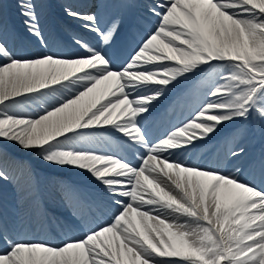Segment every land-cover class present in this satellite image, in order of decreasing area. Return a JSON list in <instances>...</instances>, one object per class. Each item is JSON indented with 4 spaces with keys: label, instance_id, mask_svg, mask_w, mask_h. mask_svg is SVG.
Segmentation results:
<instances>
[{
    "label": "snow or ice",
    "instance_id": "obj_1",
    "mask_svg": "<svg viewBox=\"0 0 264 264\" xmlns=\"http://www.w3.org/2000/svg\"><path fill=\"white\" fill-rule=\"evenodd\" d=\"M19 7L46 47L36 4ZM65 11L101 46L17 57L0 40V158L15 145L78 170L107 199L68 187L74 215L112 211L59 244L13 238L0 216V264H264V158L238 163L245 130L219 137L215 163H190L227 125L264 122V0H148L156 22L123 58L110 50L118 18ZM27 101L34 115L16 111ZM177 108L187 115L170 124ZM157 122L168 126L153 138Z\"/></svg>",
    "mask_w": 264,
    "mask_h": 264
},
{
    "label": "bare ground",
    "instance_id": "obj_2",
    "mask_svg": "<svg viewBox=\"0 0 264 264\" xmlns=\"http://www.w3.org/2000/svg\"><path fill=\"white\" fill-rule=\"evenodd\" d=\"M87 1L33 0L36 4L39 25L46 42L45 47L41 45L36 37L27 31L23 23L25 17L24 19L21 18L19 4L23 3L24 0H0V40H3L8 45L10 51L17 57H32L44 53L61 55L81 53L83 50L76 44L75 41L77 39L86 41L93 47H99L101 46L100 40L95 33L92 34V37L88 38L85 36L84 31L86 28L84 26L79 29H73L61 22L64 18L70 17L66 14V8L71 7L75 10H81ZM99 2L101 10H96V5L93 4L95 8L92 11L98 14L101 27L109 25L117 18L121 22L120 30L110 49L114 52L121 40V34L126 21L133 17L135 0H99ZM90 3H92V0H90ZM147 3L142 1L140 5L147 6ZM140 16H138V20ZM152 27L153 25L148 26L146 31ZM135 29L136 26L134 24L131 33ZM146 31L141 35L138 34L136 37L137 42H134L135 40L133 39L128 41L129 46L134 47ZM59 34H64L68 40L74 43L75 47L68 46L56 39ZM54 37L55 39H53ZM32 45H37L33 50L34 52L28 51L29 54L24 52L25 49L29 48L28 46ZM115 54L121 58L124 56V53L121 51H117ZM167 103L168 101L165 100L158 108L162 109ZM16 111L24 115H34L38 109L33 102L27 101L22 102ZM175 114L176 112L170 115L169 119L172 117L170 124L180 121L176 118ZM167 126V124H160L159 122L152 123L149 125L150 134L155 138L163 134ZM236 127H241L245 130L241 143L246 148V154L238 163H241L247 169L250 163L264 158V144L259 148L257 156L256 150L253 151V148H250L251 140L256 136L255 131L264 135V122L257 118H252L247 122L237 121L235 124L227 125L224 129H221L218 137L209 142L211 151L203 148L197 150L193 153L190 163H215L218 154L217 149L220 148L219 137ZM3 143L5 142L0 141V144ZM0 167L10 177L7 181H0V215L5 218V225L13 238L59 244L65 239L80 237L89 227L107 219L112 211L110 207H104L102 211H97L93 208L91 211L85 210L77 218V215H74L76 210L73 208V215L68 214V217H65V219L43 220V212L46 211V206L62 211L70 210L72 206L64 197V191L68 187L75 188L79 193L90 188L92 196H96L95 201L92 202L94 204L106 201L107 198L104 196L101 187L91 178L87 177L86 174L78 170L59 168L55 165L46 164L39 159L35 152H26L15 145H5V154L0 158ZM58 173L65 175V177L60 176ZM27 177H34L42 182L43 199L35 187L23 186L27 185L24 182V179H27ZM0 247H3V245H0Z\"/></svg>",
    "mask_w": 264,
    "mask_h": 264
},
{
    "label": "rangeland",
    "instance_id": "obj_3",
    "mask_svg": "<svg viewBox=\"0 0 264 264\" xmlns=\"http://www.w3.org/2000/svg\"><path fill=\"white\" fill-rule=\"evenodd\" d=\"M98 5H99V1L96 0V6H98ZM91 7H92V6H90V8H84L85 10L83 9V10H81V11L84 12V11H86V9H87V11H90ZM68 8H71V7H68ZM71 9H74V8H71ZM83 24H84V23H83ZM88 32H89V33H92V32H90V31H88ZM129 51H131V50H129Z\"/></svg>",
    "mask_w": 264,
    "mask_h": 264
}]
</instances>
